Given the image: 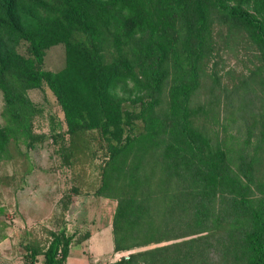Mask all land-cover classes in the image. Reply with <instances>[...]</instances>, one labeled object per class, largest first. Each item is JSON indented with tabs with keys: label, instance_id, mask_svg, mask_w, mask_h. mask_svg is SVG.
Here are the masks:
<instances>
[{
	"label": "trees",
	"instance_id": "1",
	"mask_svg": "<svg viewBox=\"0 0 264 264\" xmlns=\"http://www.w3.org/2000/svg\"><path fill=\"white\" fill-rule=\"evenodd\" d=\"M215 24L246 31L264 54V0H0L7 115L0 154L10 138L31 134L34 106L25 91L43 83L68 134L103 133L109 154L97 192L117 200L113 250L135 249L105 264H264V182H255L245 157L235 169L192 119L198 64L213 50ZM22 40L30 57L17 51ZM58 43L65 65L39 68ZM129 82L142 126L124 136L132 114L114 89ZM70 243L52 233L26 264L38 254L43 264H66Z\"/></svg>",
	"mask_w": 264,
	"mask_h": 264
},
{
	"label": "rangeland",
	"instance_id": "2",
	"mask_svg": "<svg viewBox=\"0 0 264 264\" xmlns=\"http://www.w3.org/2000/svg\"><path fill=\"white\" fill-rule=\"evenodd\" d=\"M212 42L210 55L198 64V85L190 100L193 123L212 147L227 153L235 169L238 157L250 161L253 179L261 184L264 54L237 27L215 24ZM17 51L30 57L26 41L19 42ZM64 65V46L58 43L46 49L39 68L57 71ZM114 92L132 114L124 136L139 131L142 123L135 116L140 107L132 82ZM25 95L34 106L31 134L10 138L0 154V264H26L30 249L42 252L52 233L60 232L71 237L66 264H105L133 252L113 250L117 200L97 192L109 154L103 133L81 129L68 134L61 107L45 83L26 89ZM4 104L0 90V125L7 123ZM34 264H43L42 254Z\"/></svg>",
	"mask_w": 264,
	"mask_h": 264
},
{
	"label": "built area",
	"instance_id": "3",
	"mask_svg": "<svg viewBox=\"0 0 264 264\" xmlns=\"http://www.w3.org/2000/svg\"><path fill=\"white\" fill-rule=\"evenodd\" d=\"M129 254H130V251H126L122 254V257H124L125 259H128L129 258Z\"/></svg>",
	"mask_w": 264,
	"mask_h": 264
}]
</instances>
